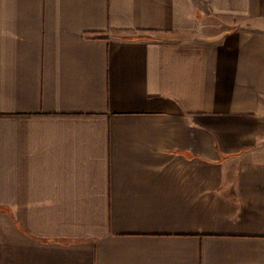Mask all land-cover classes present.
I'll return each mask as SVG.
<instances>
[{
  "label": "crops",
  "instance_id": "1",
  "mask_svg": "<svg viewBox=\"0 0 264 264\" xmlns=\"http://www.w3.org/2000/svg\"><path fill=\"white\" fill-rule=\"evenodd\" d=\"M0 264H264V0H0Z\"/></svg>",
  "mask_w": 264,
  "mask_h": 264
}]
</instances>
